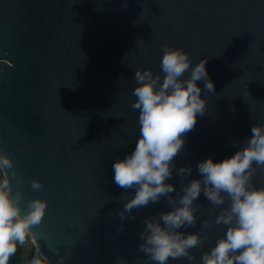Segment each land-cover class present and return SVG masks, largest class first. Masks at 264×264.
<instances>
[{"label": "water", "instance_id": "95a60500", "mask_svg": "<svg viewBox=\"0 0 264 264\" xmlns=\"http://www.w3.org/2000/svg\"><path fill=\"white\" fill-rule=\"evenodd\" d=\"M165 44L193 64L206 59L215 85L202 91L207 113L175 160L192 166L195 178L198 161L234 155L231 142L264 124V0H0V140L23 177L12 180L13 194L48 201L44 222L31 229L48 259H59L50 250L57 249L70 253L64 264H116L117 256L145 264L141 220L167 211L166 201L121 221L127 194L112 165L139 136L135 71L159 74ZM32 179L42 182L40 191ZM254 179L264 184V174ZM168 182L179 191L178 176ZM196 203L197 226L183 231H198L220 210L203 195ZM223 232L209 231L197 260Z\"/></svg>", "mask_w": 264, "mask_h": 264}, {"label": "clouds", "instance_id": "9594fccd", "mask_svg": "<svg viewBox=\"0 0 264 264\" xmlns=\"http://www.w3.org/2000/svg\"><path fill=\"white\" fill-rule=\"evenodd\" d=\"M161 53L159 74L151 69H136L134 74L131 108L138 112L139 136L134 150L112 165L114 183L127 194L119 218L135 219L130 215L134 209L166 201L167 211L141 220L138 251L144 254L145 264L181 260L186 264H264V184L257 185L254 179L258 172L264 174V124L254 123L250 137L231 142L237 149L234 155L220 161L211 157L198 161L197 176L192 178L193 167H177L175 160L185 150V137L194 130L197 117L207 113L208 101L202 98V91L214 92L215 85L206 59L193 64L182 48L167 44L161 46ZM198 81L203 82V89ZM0 175V264H10L18 247L29 240L34 252L28 264H64L70 253L65 256L50 249L59 259H48L37 243L36 235L41 234L31 231L44 222L48 201L39 197L25 200L20 190L13 194L12 180L19 184L23 177L3 140ZM174 176L180 178L179 191L168 182ZM30 184L33 191L43 188L39 179ZM130 190L134 194L129 195ZM201 195L220 210L214 221L202 220L198 231H183L196 228L202 207L196 201ZM219 226H223V234L197 260L194 250L203 249L209 231ZM116 264L127 261L117 256Z\"/></svg>", "mask_w": 264, "mask_h": 264}, {"label": "rangeland", "instance_id": "374dc122", "mask_svg": "<svg viewBox=\"0 0 264 264\" xmlns=\"http://www.w3.org/2000/svg\"><path fill=\"white\" fill-rule=\"evenodd\" d=\"M33 252L34 247L29 240L24 246L18 247L14 264H28V261L31 258Z\"/></svg>", "mask_w": 264, "mask_h": 264}, {"label": "crops", "instance_id": "0c3cea01", "mask_svg": "<svg viewBox=\"0 0 264 264\" xmlns=\"http://www.w3.org/2000/svg\"><path fill=\"white\" fill-rule=\"evenodd\" d=\"M14 262H15V257H13V258L11 259L10 264H14Z\"/></svg>", "mask_w": 264, "mask_h": 264}, {"label": "built area", "instance_id": "2783aa9c", "mask_svg": "<svg viewBox=\"0 0 264 264\" xmlns=\"http://www.w3.org/2000/svg\"><path fill=\"white\" fill-rule=\"evenodd\" d=\"M0 178H2V175H0Z\"/></svg>", "mask_w": 264, "mask_h": 264}]
</instances>
